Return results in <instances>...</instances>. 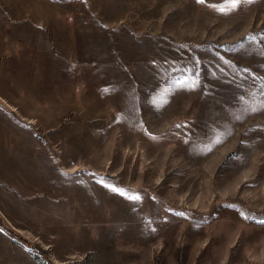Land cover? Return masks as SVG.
<instances>
[{
  "label": "rangeland",
  "instance_id": "374dc122",
  "mask_svg": "<svg viewBox=\"0 0 264 264\" xmlns=\"http://www.w3.org/2000/svg\"><path fill=\"white\" fill-rule=\"evenodd\" d=\"M46 2L77 104L0 226L40 264H264V0Z\"/></svg>",
  "mask_w": 264,
  "mask_h": 264
},
{
  "label": "crops",
  "instance_id": "0c3cea01",
  "mask_svg": "<svg viewBox=\"0 0 264 264\" xmlns=\"http://www.w3.org/2000/svg\"><path fill=\"white\" fill-rule=\"evenodd\" d=\"M47 11L46 0H0L1 212L22 187L45 184L41 174L48 149L40 134L56 129L64 108L77 104L79 65L84 64L72 36L64 41L52 33ZM0 264L40 263L0 226Z\"/></svg>",
  "mask_w": 264,
  "mask_h": 264
},
{
  "label": "snow or ice",
  "instance_id": "6c2138e0",
  "mask_svg": "<svg viewBox=\"0 0 264 264\" xmlns=\"http://www.w3.org/2000/svg\"><path fill=\"white\" fill-rule=\"evenodd\" d=\"M228 2H230L233 7L237 6L238 4H240L242 2V0H228ZM223 11V9H221ZM176 83L181 84L182 86H187V87H195L197 84V81L193 80L190 83L186 82V81H177Z\"/></svg>",
  "mask_w": 264,
  "mask_h": 264
}]
</instances>
